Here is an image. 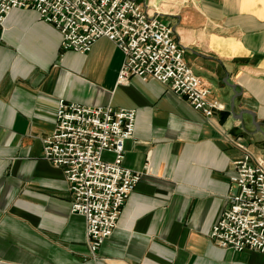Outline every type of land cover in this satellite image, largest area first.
Instances as JSON below:
<instances>
[{
  "label": "crops",
  "instance_id": "crops-1",
  "mask_svg": "<svg viewBox=\"0 0 264 264\" xmlns=\"http://www.w3.org/2000/svg\"><path fill=\"white\" fill-rule=\"evenodd\" d=\"M142 1L225 108L207 116L153 77L119 82L112 39L62 49L35 8L12 9L0 22V264H264L210 236L238 190L234 162L264 158V0ZM60 98L137 108L123 163L142 176L95 252L63 169L43 156Z\"/></svg>",
  "mask_w": 264,
  "mask_h": 264
},
{
  "label": "built area",
  "instance_id": "built-area-1",
  "mask_svg": "<svg viewBox=\"0 0 264 264\" xmlns=\"http://www.w3.org/2000/svg\"><path fill=\"white\" fill-rule=\"evenodd\" d=\"M16 7L35 8L62 33V49L86 52L102 36L124 52L118 80L149 77L184 96L207 116L224 109L213 89L186 59V46L170 21L142 0H0V22ZM137 108L93 106L58 100L54 127L43 138V156L63 169L72 192V211L86 218L95 252L114 231L122 208L142 172L123 163L125 141L133 136ZM241 146V142H238ZM113 159L104 157L105 151ZM238 190L213 224L210 236L222 247L264 252V158L248 151L234 162Z\"/></svg>",
  "mask_w": 264,
  "mask_h": 264
}]
</instances>
